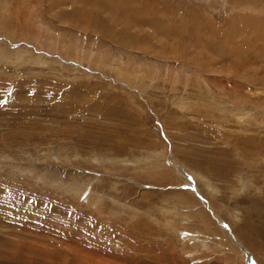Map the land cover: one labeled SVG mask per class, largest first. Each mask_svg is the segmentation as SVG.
Masks as SVG:
<instances>
[{
    "label": "rangeland",
    "instance_id": "1",
    "mask_svg": "<svg viewBox=\"0 0 264 264\" xmlns=\"http://www.w3.org/2000/svg\"><path fill=\"white\" fill-rule=\"evenodd\" d=\"M0 264H264V0H0Z\"/></svg>",
    "mask_w": 264,
    "mask_h": 264
},
{
    "label": "bare ground",
    "instance_id": "2",
    "mask_svg": "<svg viewBox=\"0 0 264 264\" xmlns=\"http://www.w3.org/2000/svg\"><path fill=\"white\" fill-rule=\"evenodd\" d=\"M62 1V0H61Z\"/></svg>",
    "mask_w": 264,
    "mask_h": 264
}]
</instances>
